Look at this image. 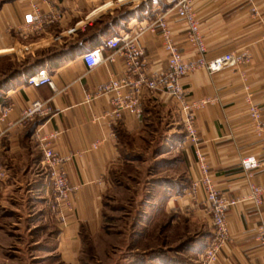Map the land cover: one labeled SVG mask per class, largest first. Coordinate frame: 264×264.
<instances>
[{"label": "crops", "instance_id": "1", "mask_svg": "<svg viewBox=\"0 0 264 264\" xmlns=\"http://www.w3.org/2000/svg\"><path fill=\"white\" fill-rule=\"evenodd\" d=\"M135 1L0 0V57L18 48L37 52L79 45L61 60L41 65L48 69L52 87L26 86L20 80L6 91L5 105L0 103V107H9L0 118V163L7 170L0 187V210L12 199V187L15 196L11 204H20L32 188L40 189L44 206L50 202L51 184L41 166L42 152L36 136L54 135L50 146L63 158L62 168L72 187L69 206L61 208L64 222L57 226L56 238L58 245L74 242L72 237L78 236V230L100 226L103 200L121 170L144 163L140 153L158 143L159 157L179 154L164 161V167L172 170L159 188L160 192L165 189L164 196L169 198L165 211L183 210L194 220L196 232L202 234V249L211 235L212 221L203 191L198 189L192 195L189 190L198 169L192 145L179 134L182 115L175 100L161 90L142 88L137 97L141 114L126 108L117 116L115 102L128 98L132 86L102 90L111 80L134 82L139 75L165 72L168 52L163 37L160 30L148 28L157 18V8H143L141 13L119 21L110 32L97 35L89 45L82 42L99 31L101 22L143 3ZM189 1L203 51L189 40L187 23L177 15L174 2L162 3L159 11L184 59H211L227 52L248 57L238 67L214 74L200 68L181 79L194 99L206 101L196 111L195 124L212 180L221 195L238 200L227 212L229 240L212 264H264V248L258 240L264 226V192L258 206L248 199L250 183L264 186V125L258 127L249 114L250 104L264 105V0ZM35 11L45 23L32 28L26 25L24 16ZM52 17L55 19L50 21ZM124 33L141 49L136 69L128 66L126 51L107 47L102 49V62L87 69L82 60L87 49ZM34 100L44 103L49 113L21 124V111ZM168 134L169 142H162ZM157 137L159 142H155ZM250 155L260 162L252 177L241 165ZM183 182L189 185L184 188ZM5 218L0 212V223ZM2 228L0 224V237Z\"/></svg>", "mask_w": 264, "mask_h": 264}, {"label": "rangeland", "instance_id": "2", "mask_svg": "<svg viewBox=\"0 0 264 264\" xmlns=\"http://www.w3.org/2000/svg\"><path fill=\"white\" fill-rule=\"evenodd\" d=\"M165 2L173 4L171 0L162 1L163 4ZM162 3L161 0L156 4L146 0L143 8H157L159 12ZM158 12L156 17L161 15ZM19 50L23 48L9 51L5 59L0 60V77L13 70H24L35 58L47 53L46 50ZM179 134L187 136L184 125ZM166 137L164 141L161 138L162 142H169L171 135ZM159 140L157 137L155 142ZM157 147L158 143H154L148 152L140 153L142 157L139 159L144 163L136 162L137 165L120 169L117 180L111 183V189L103 200L100 226L78 230V236L72 237L75 241L68 244L57 243V226L64 220L60 217L61 211L58 212L61 215L52 211V196L44 206L40 189L32 188L23 201L19 199L20 204H11L15 196V188L12 187V199L8 198L6 208L0 210L6 217L0 223L3 225L0 264H202L204 249L213 236V226L201 249L203 238L201 233L196 232L194 220L183 210L172 208L165 211L169 198L166 200L165 189L160 192L162 189L159 188L172 170L164 164L175 156L179 157V154L172 156L167 153L159 157L161 150ZM6 174L5 169L0 187ZM183 184L184 188L189 185L188 182ZM45 208L51 213L49 216Z\"/></svg>", "mask_w": 264, "mask_h": 264}, {"label": "built area", "instance_id": "3", "mask_svg": "<svg viewBox=\"0 0 264 264\" xmlns=\"http://www.w3.org/2000/svg\"><path fill=\"white\" fill-rule=\"evenodd\" d=\"M143 2L146 0H142ZM149 1V0H147ZM153 4H156L158 0H150ZM174 2L177 15L185 19L188 26V37L192 43L196 44L200 51H203V44L198 35V24L194 19L193 12L190 6L189 0H171ZM58 17V16H56ZM25 23L28 26L39 27L45 22L40 15L35 11L28 13L24 16ZM50 19V21H52ZM152 31L160 30V34L163 37L165 48L168 52V64L165 72L154 76L139 75L138 79L134 82L111 80L108 84L102 87V90H115L118 91L127 85L132 86L130 95L125 100H117L115 102V113L119 116V112L122 109H130L137 115L141 114V108L138 104V95L142 88H146L149 91L161 90L175 100L182 115L183 125L186 131L187 140L193 147L196 165L198 169V176L192 181L190 186V193L195 195L198 189H201L204 193L205 203L207 211L210 214L213 236L207 243L204 252L202 264H212L218 258V254L222 247L228 242V226H227V212L235 205L238 200L230 199L220 194L216 188L214 181L212 180L209 167L207 166L204 156L201 153L198 141V135L196 130V111L202 108L206 101H200L193 98L190 91L182 84L181 79L187 76L189 73L203 68L210 74L222 71L227 68L238 67L248 61L247 56L236 55L232 52H227L218 55L211 59H205L203 56L197 59L186 60L177 45L173 42L170 32L167 28L163 14L159 15L155 21L148 26ZM120 43H123L122 47ZM120 46V47H119ZM104 47L114 49L121 48L126 51L128 58V66H138V56L142 54L141 49L135 47L134 38L132 39L127 34H118L107 38L102 44L87 49L82 54V60L84 61L87 69H93L103 60L102 49ZM135 69L133 72H135ZM132 70V69H131ZM26 86H41L48 85L53 86L51 75L48 69L44 67H38L32 73L27 75L24 80ZM9 107H0V118L7 114ZM49 113V108L45 106L39 100L30 102L21 111L19 122L24 124L33 120L38 116H44ZM250 118L257 122L258 127L264 125L262 117L264 116V105L251 104L249 109ZM39 142L40 150L42 152L41 165L45 168L47 176L50 180L52 195V210L61 211L62 207L69 206L70 194L72 187H70L68 178L65 171L62 168L63 158L57 155L50 146V140L54 138V135L49 136H36ZM1 139V137H0ZM242 168L247 173L248 177H252L254 172L259 168L260 162L254 155L245 157L241 161ZM5 166L0 163V180L5 175ZM250 192L248 199L252 200L256 206L262 203V195L264 192V186H258L254 183H250ZM59 214V213H58ZM61 215V214H59ZM64 220L63 216H60ZM259 243L264 248V226L258 237Z\"/></svg>", "mask_w": 264, "mask_h": 264}, {"label": "trees", "instance_id": "4", "mask_svg": "<svg viewBox=\"0 0 264 264\" xmlns=\"http://www.w3.org/2000/svg\"><path fill=\"white\" fill-rule=\"evenodd\" d=\"M143 4L144 2L131 10L124 8L115 17L109 18L108 20L101 22L100 24L101 27L98 28L99 31L93 32L92 34L84 37L82 42L85 43L84 45L86 44L89 45L100 33L110 32L111 28L114 25H116L119 21L128 20L130 17H133L134 15L141 13L140 11H142L143 9ZM78 46L79 45L76 44V45H70L67 48L60 47V48L48 50L44 56L35 58L31 64L26 65L24 70L21 71L13 70L6 75H2V77H0V103L5 105L6 103L5 93L8 90L9 85H12L13 83L18 82L20 80L24 81L27 75L32 73L36 68L41 67V65H43L45 62L47 61L57 62L61 60L64 56L69 55L70 53L75 51V49ZM4 59H5L4 56L0 57V60H4Z\"/></svg>", "mask_w": 264, "mask_h": 264}]
</instances>
